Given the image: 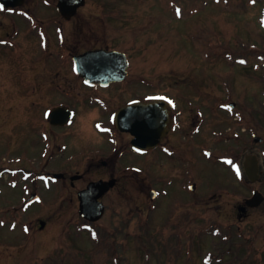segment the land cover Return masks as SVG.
<instances>
[{
  "label": "rangeland",
  "instance_id": "obj_1",
  "mask_svg": "<svg viewBox=\"0 0 264 264\" xmlns=\"http://www.w3.org/2000/svg\"><path fill=\"white\" fill-rule=\"evenodd\" d=\"M71 23L66 32L69 42L84 34L81 44L85 46L93 43L131 54L129 83L132 81L133 91L138 87L142 92L173 95L179 89V94H186L185 101L195 105L197 112L203 109L207 112L212 109L207 103L212 101L208 102L205 94L208 91L219 94L221 79H226L230 87L238 86L237 91L246 89L251 95L250 89L263 87L252 79L254 74L261 75L256 68L263 62L260 58H264V0H88ZM80 24L86 30L76 29ZM26 46L27 43L24 46L27 54L21 64L0 58V264H59L62 255L65 264H116V260L117 264H221V260H228L223 254L227 248L224 237L213 234L216 228L211 227V236L191 241L192 249L188 240V234L202 224L198 217L201 207L197 206L196 214L193 212L191 216L189 202L202 198L209 187L218 186L220 178L227 174L221 164L210 160L201 149L210 143L215 152L223 150L215 147L219 140L207 131L208 126L195 136L191 162L178 156L177 160L165 157L162 172L147 178L148 181L153 178L157 184L156 200H150L144 177L126 180L103 198L107 213L94 224L96 227L85 225L79 217L77 191L97 177L75 180L76 185L71 187L70 176L59 180L36 175L40 164L34 154L31 157V152H35L31 142L37 111L31 102L45 97L50 103L59 99L52 92L53 85L65 84L68 78L63 77L64 70L52 64V60L38 64L35 57L39 48L35 40H31V48ZM30 54L31 61H27ZM27 73L45 88L48 84L50 87L31 97L27 87L17 86L18 77ZM139 76L146 87L134 82ZM75 91L86 90L75 87ZM185 101L179 100L181 104ZM219 122L211 119L210 127L220 128ZM84 137L85 134L79 135V141L75 139L72 143L79 145L87 140ZM94 138L100 137L94 136L93 141ZM179 147L183 152L184 148L189 149V144L178 143ZM9 163L29 173L15 170L16 176H12L14 173L3 170ZM192 164L195 177L183 172ZM77 165V160L67 164L59 158L48 168L57 173L68 168L74 173ZM194 181L197 188L191 191L189 186ZM32 193H38L40 200L27 205L26 199ZM40 220L46 222L44 228H40ZM256 222L248 219L244 226L249 228ZM145 224L147 231L143 230ZM119 229L123 232L116 238L118 247L112 255L102 241L98 242L101 238L93 240L105 233L116 237L114 233ZM176 230L181 233L178 237L181 248L174 247L177 238L171 237ZM150 241L153 250H145L144 245ZM230 242L238 250L247 245L242 240ZM253 248L259 253L250 257L251 263L264 264L261 254L264 233L259 234ZM225 252L232 254L230 249Z\"/></svg>",
  "mask_w": 264,
  "mask_h": 264
},
{
  "label": "flooded vegetation",
  "instance_id": "obj_2",
  "mask_svg": "<svg viewBox=\"0 0 264 264\" xmlns=\"http://www.w3.org/2000/svg\"><path fill=\"white\" fill-rule=\"evenodd\" d=\"M59 1L23 0L21 5H3L0 8V58L8 59L15 65L21 64L23 56L27 54L25 44L31 48V40H35L39 48L35 57L38 64L44 65L47 60H52V64L64 70L63 77L67 75L66 79L68 78L65 84L53 85L52 92L59 99L50 103L47 101L48 97H45L41 101L31 102L36 105L37 111V118L34 119L37 124L33 125L36 128L33 130L31 142V145L34 144L32 149H35V152H31V157L34 154L40 164L36 175L54 176L57 172L48 167L59 158H63L67 164L77 160L75 172L71 173L66 168L63 179L67 176H77L80 179H115L116 186L120 187L126 180H141L144 177L143 182H146V189L150 193L157 184L153 178L150 181L147 178L162 172L165 157L177 160L178 156L191 162L193 149L196 147L193 144L195 136L202 134L208 126L207 131L214 133V137L219 140L215 147L223 150L215 152L210 148V143L201 149L210 160L214 159L221 164L227 174L220 178L218 186L209 187L202 198L189 202L192 209L189 210V215L192 216L193 212L196 214L195 208L201 207L198 217L202 224L199 226H203L205 237L213 225H218L222 232L221 238L224 236L229 241L242 240L247 244L241 250L237 249L236 253L258 254L253 247L259 234L264 233V74L253 75L252 80L263 87L258 88L257 85L255 89H250L252 95L245 92L246 89L237 91L238 86L230 87L226 79H221L219 94H212L211 91L205 94L208 102L212 101L211 104L207 103L212 108L207 112L204 109L197 112L195 105L185 101L188 99L186 94H179V89L173 95L161 91L142 92V89L137 90L138 87L133 91L132 81L129 83L132 75L131 54L127 50L99 47L93 43L85 46L81 44L84 34L81 38L77 37L80 43L78 40L69 42L66 32L69 24L78 18L80 9L68 18L58 8ZM85 28L83 24L76 27L81 30H86ZM86 36L91 38L88 34ZM100 49L119 50L127 55L129 74L124 80L106 85L87 84L84 77L77 73L74 57L89 50ZM27 61H31V54ZM69 66L70 72L66 73ZM262 70L264 71V66ZM18 78L17 86L27 87V93L31 97L41 93L42 88L44 93L50 87V84L45 88L40 82L32 80L28 73L27 76L22 74ZM24 78L28 82H24ZM134 82L146 87V82L140 76ZM127 84L130 86L118 87ZM75 87H83L86 91L76 92ZM164 97L167 101L162 99ZM181 98L184 99V104L179 102ZM140 102H159L162 110L166 112L167 122L164 130L158 129L160 135L154 147L134 149V136L117 128L115 116L121 107ZM57 107L64 109L61 119L51 123L50 112ZM67 109L73 112L72 116L65 114ZM194 111L196 113L192 115L191 112ZM211 119L220 120V128L212 129ZM83 134L86 135V141L79 145L72 143ZM95 134L100 138H94L93 141ZM178 143L189 144V149L184 148L182 152ZM220 144L224 147L220 148ZM194 166L195 164L190 165L188 171L184 169L183 172L195 177ZM75 185L76 183L71 184L73 187ZM248 219L257 222L246 228L244 224ZM196 232L195 228L194 236ZM230 246L233 247V243ZM261 251L264 254V249Z\"/></svg>",
  "mask_w": 264,
  "mask_h": 264
},
{
  "label": "water",
  "instance_id": "obj_3",
  "mask_svg": "<svg viewBox=\"0 0 264 264\" xmlns=\"http://www.w3.org/2000/svg\"><path fill=\"white\" fill-rule=\"evenodd\" d=\"M84 3V0H60L59 6L61 9H65L66 13L70 11L74 13L76 8ZM123 57V54L116 51L99 50L86 52L78 56L76 60L78 70L84 76L100 83H107L122 80L127 75L128 64ZM165 114L166 112L160 109L159 104L144 105V107L138 104L121 109L118 119L121 127L132 131L136 136L133 141L135 144L150 146L156 143V138L160 135L158 129L164 130L166 127L167 117ZM113 185V182H92L86 189L80 191L81 216L92 221L100 219L104 214L105 206L99 201V198ZM41 224L43 227L45 222L42 221Z\"/></svg>",
  "mask_w": 264,
  "mask_h": 264
},
{
  "label": "trees",
  "instance_id": "obj_4",
  "mask_svg": "<svg viewBox=\"0 0 264 264\" xmlns=\"http://www.w3.org/2000/svg\"><path fill=\"white\" fill-rule=\"evenodd\" d=\"M143 236H144V234H143ZM143 239H145V237L143 238ZM158 240V239H157ZM112 244V242L110 241V242H108V245L110 246ZM147 245H148V247L150 248H153L152 246H151V241H150V244H149V242L147 243ZM61 261L63 262V264H65L66 263V260L64 261L63 259H64V256L62 257L61 256ZM247 262H248V264H250L251 262H249V259L248 258H245V257H239V258H237V262L235 263V264H247Z\"/></svg>",
  "mask_w": 264,
  "mask_h": 264
},
{
  "label": "snow or ice",
  "instance_id": "obj_5",
  "mask_svg": "<svg viewBox=\"0 0 264 264\" xmlns=\"http://www.w3.org/2000/svg\"><path fill=\"white\" fill-rule=\"evenodd\" d=\"M3 7V5H0V8H2ZM177 14H179V11H178V13ZM163 99V98H162ZM98 127H99V125H98Z\"/></svg>",
  "mask_w": 264,
  "mask_h": 264
}]
</instances>
